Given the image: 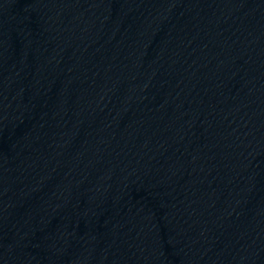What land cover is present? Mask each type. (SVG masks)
I'll return each instance as SVG.
<instances>
[{
  "label": "water",
  "instance_id": "water-1",
  "mask_svg": "<svg viewBox=\"0 0 264 264\" xmlns=\"http://www.w3.org/2000/svg\"><path fill=\"white\" fill-rule=\"evenodd\" d=\"M0 264H264V0H0Z\"/></svg>",
  "mask_w": 264,
  "mask_h": 264
}]
</instances>
